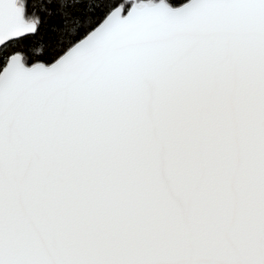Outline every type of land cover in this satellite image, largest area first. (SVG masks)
<instances>
[{
  "label": "snow or ice",
  "instance_id": "6c2138e0",
  "mask_svg": "<svg viewBox=\"0 0 264 264\" xmlns=\"http://www.w3.org/2000/svg\"><path fill=\"white\" fill-rule=\"evenodd\" d=\"M0 264H264V0H0Z\"/></svg>",
  "mask_w": 264,
  "mask_h": 264
}]
</instances>
